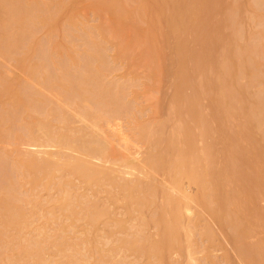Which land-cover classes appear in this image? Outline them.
Wrapping results in <instances>:
<instances>
[{
    "label": "rangeland",
    "instance_id": "obj_1",
    "mask_svg": "<svg viewBox=\"0 0 264 264\" xmlns=\"http://www.w3.org/2000/svg\"><path fill=\"white\" fill-rule=\"evenodd\" d=\"M35 4L0 50V264H264V0Z\"/></svg>",
    "mask_w": 264,
    "mask_h": 264
},
{
    "label": "bare ground",
    "instance_id": "obj_2",
    "mask_svg": "<svg viewBox=\"0 0 264 264\" xmlns=\"http://www.w3.org/2000/svg\"><path fill=\"white\" fill-rule=\"evenodd\" d=\"M9 1H10V0H9ZM16 3H17V2H16ZM30 3H36V4H37V3H38V0H30L29 3H25V4H27L29 7H28L27 5H26L27 7H26V6H22V4L20 5V8H21V9L23 8V11H27V13L25 14L27 17H29V15H31V13H30L31 10H32V14H33V11H34V10H33V6L30 7V6L32 5V4L30 5ZM19 4H20V3H19ZM36 4H35V5H36ZM21 6H22V7H21ZM24 7H25V8H24ZM37 7H38V6H37ZM20 8H19V9L17 8V9H18V10H21ZM27 8L30 9V11H29V10H26ZM31 8H32V9H31ZM10 11H11L10 8H8L6 5H4V2H0V31L2 30L1 35H0V36H1L0 50L3 48L2 46H3L4 44H6V43L9 41V39H8V40H6V39H7V35H8V34L10 35V33H8L9 31H7L5 28H7V26L11 25V23H14V22H18V23H19V27H17V29H15V32H14L16 36H17V34H18V33L16 34V32H17L16 30H18V29H19V30H22L23 35H24V32H26L27 30H29V29H26V28H27V27H26L27 24H26V23H24L25 25L23 24V22H26V20L24 21L23 17L25 18V15L23 14V17H22V13H25V12H21V11H20L21 14L19 13V14L17 15V17H16V14L14 13L15 10H14L13 12H12V11L10 12ZM29 13H30V14H29ZM28 14H29V15H28ZM18 17L20 18V20H18V19H19ZM27 17H26V18H27ZM26 18H25V19H26ZM21 19H22L23 21H22ZM20 23H22V24H20ZM25 29H26V30H25ZM22 32H21V33H22ZM11 33H12V32H11ZM9 35H8V36H9ZM18 36H19V38H21L22 35L19 34ZM22 37H23V36H22ZM14 38H15V36H13V39H12V40H14ZM15 40H17V39H15ZM8 43H9V42H8ZM10 43H13V41L11 42V40H10ZM2 44H3V45H2ZM3 49H4V48H3ZM3 49H2V50H3ZM2 52H3V51H1V53H2ZM239 59H240V58H239ZM253 60H254V59H253ZM249 62H250V61H249ZM241 68H242V67H241ZM239 69H240V68H239ZM240 71H241V70H240ZM244 72H245V71H244ZM94 77L96 78V74H95ZM75 79H77V78H75ZM75 79H74V82H75ZM82 79H83V78H82ZM72 80H73V79H72ZM69 81H70V80H69ZM85 81H86V80H84L83 82L85 83ZM91 81H92V80H91ZM94 81H95V80H94ZM94 81H93V82H94ZM83 82H80V83L83 84ZM68 83H69V82L67 81V84H68ZM78 84H79V83H78ZM82 84H80V85H82ZM69 85H70V84H69ZM83 85H85V84H83ZM83 85H82V86H83ZM261 85H262V84H261ZM59 86H60V85H59ZM74 86H75V85H74ZM78 86H79V85H78ZM261 87H262V86H261ZM67 88H68V87H67ZM70 88H71V87H70ZM80 88L83 90L82 92H85V94H86L87 92H89V93H91V94L94 92V94H95V92H96V90H94V88H93V90H91L92 88H89V87L86 88V87H84V86H83V87H80ZM85 88H86V89H89V90H86ZM258 88H259V87H258ZM263 88H264V87H263ZM104 89H105V88H104ZM69 90H70V89H69ZM202 90H203V89H202ZM108 91H109V90H108ZM263 91H264V90H263ZM79 92H80V91H79ZM102 92H103V91H102ZM89 93H88V94H89ZM100 93H101V92H100ZM103 93H104V92H103ZM105 93H106V92H105ZM105 93H104V94H105ZM230 93H231V92H230ZM260 93H261V92H260ZM260 93H259V94H260ZM106 94H107V93H106ZM108 94H109V92H108ZM74 95H75V94H74ZM14 96H15V95H14ZM84 96H85V95H84ZM86 96H87V95H86ZM96 96H97V95H96ZM96 96H95V97H96ZM98 96H99V94H98ZM104 96H105V95H104ZM108 96H109V95H108ZM110 96H112V95H110ZM117 96H119V95H117ZM259 96H260V95H259ZM261 96H262V95H261ZM100 97H101V96H100ZM18 98H19V97H18ZM18 98H17L16 100H17V102L19 103V102L22 101V99L19 100V99L22 98V97H20L19 99H18ZM92 98H93V96H92ZM98 98H99V97H98ZM101 98H102V97H101ZM110 98H111V99H114V97H113V98L110 97ZM118 98H119V97H118ZM99 99H100V98H99ZM103 99H104V98H103ZM116 100H117V99H116ZM260 100H261V99H260ZM260 100H259V101H260ZM256 101H257V100H256ZM15 102H16V101H15ZM96 102H98V101H96ZM21 103L23 104V101H22ZM255 104H256L255 107H256V109H257V105H258V107H259V104H261V101L258 102V103H257V102H256V103L253 102L252 105H255ZM262 104H263V103H262ZM237 105H238V104H237ZM15 106H16V105H15ZM25 107H26V106H25ZM260 107H263V105H260ZM252 108H253L252 110H254V106H253ZM25 109H26V108H25ZM258 109H259V110H258ZM258 109H257V110H254L255 112L252 113V114H254V118H253V117H252V118L255 119V121H256V122H255L256 125L259 126L260 128L262 127V129H263V123H264V122H263V121H264V120H263V119H264V118H263V117H264V108H258ZM261 109H262V110H261ZM91 110H92V109H91ZM260 110H261V111H260ZM256 111H257V112H256ZM262 111H263V112H262ZM251 112H253V111H251ZM262 113H263V114H262ZM90 114H91V113H90ZM94 114H95V113H94ZM96 114H97V113H96ZM252 114H251V116H252ZM249 115H250V114H249ZM91 116H92V115H91ZM93 116H95V115H93ZM88 117H89V116H88ZM103 117H104V116H103ZM93 118H95V117H93ZM97 118H98V116L96 117V119H97ZM97 120H98V119H97ZM100 121H101V117H100ZM35 122H37V121H35ZM94 122H96V121L94 120ZM98 122H99V121H98ZM40 124H41V123H40ZM40 124H39V125H40ZM43 125H44V124H43ZM37 126H38V125H37ZM44 126H45V125H44ZM184 131H185V133H187V129L184 128L182 132H184ZM182 132H181V133H182ZM44 133H45V132H44ZM47 134H48V133H47ZM43 135H44V134H43ZM44 136H45V135H44ZM92 137H93V136H92ZM34 139H36V138H34ZM49 139H50V138H49ZM65 141H66V140H65ZM80 143H81V142H80ZM104 143H105V141H104ZM82 144H84V145H81V146H79V147H82V150L85 151V150H86L85 143H82ZM89 144H90V142H89ZM102 144H103V143H102ZM76 146H77V145H76ZM83 146H84V147H83ZM86 146H88V147H87L88 149H87L86 151H88L89 155H96L95 152H97V155H98L99 150H101V152L103 151L102 149H99V148H98L99 150H97V148H95L94 146L91 147V145H88V144H86ZM99 146H100V145H99ZM106 146H107V145H106ZM79 147H75V148H78L77 150H79ZM96 147H97V146H96ZM72 148H73V147H72ZM83 148H84V149H83ZM73 149H74V148H73ZM80 149H81V148H80ZM79 151H80V150H79ZM84 151H83V152H84ZM83 152H82V153H83ZM101 152H99V154H101ZM104 152H105V151H104ZM94 153H95V154H94ZM105 153H106V152H105ZM45 154H46V153H45ZM86 154H87V153H86ZM181 154H182V153H181ZM46 155H47V154H46ZM46 155H44V156H46ZM50 155H51V154H50ZM161 155H162V154H161ZM178 155H180V153H179ZM51 156H52V155H51ZM55 156H56V154H55ZM67 156H68V155H66V157H67ZM180 156H182V155H180ZM180 156H179V158H180ZM45 158H47V159H45ZM45 158H44V162L41 164V166H38L37 168H39V171L44 172L45 175L47 174V175L49 176V174H51V170H50L51 163H53V162H51V161H55V160H50V157H48V155H47V157H45ZM68 158H69V157H68ZM68 158H66V159H68ZM71 158H72V157H71ZM71 158H70V159H71ZM74 158H76V157H73L71 160H70V159H68V160H69V161H72V160H74ZM30 159H31V158H30ZM30 159H26V161H27V160H30ZM51 159H55V158H51ZM163 159L166 160L165 158H163ZM163 159H162V160H163ZM31 160H32V162H34L33 159H31ZM154 160H157V159H154ZM65 161H66V160H65ZM69 161H68V162H69ZM75 161H76V162H75ZM77 161H78V159L76 158V159L74 160V162L76 163V164L74 165V166H75L74 169H76V167H77V169H76L77 171L79 170V172L84 173L83 171H86V170L83 169L84 166L82 167L81 165L78 164L80 160L78 161V163H77ZM158 161H159V159H158ZM181 161H182V160H181ZM32 162H30V165L33 164L32 167L37 165L36 161H35V163H32ZM41 162H42V161H41ZM155 162H156V161H155ZM155 162H153V163H155ZM65 163H66V162H65ZM71 163H72V162H71ZM180 163H182V162H180ZM69 164H70V163H69ZM77 164H78V165H77ZM156 164H157V163H155V165H156ZM28 165H29V164L27 163L26 166H28ZM67 165H68V164H67ZM71 165H73V164H71ZM178 165H179V164H178ZM178 165H177V166H178ZM184 165H185V164H184ZM79 166L82 167L81 169H83V171H82L81 169H78V168H80ZM177 166H176V167H177ZM30 167H31V166H30ZM52 168H53V167H52ZM59 169H61V168H59ZM74 169H72V170H74ZM36 170H37V169H36ZM76 170H74V172H75ZM30 171H31V170H30ZM186 171H187L186 174H187L188 178H189V176L191 177V175H193V173H194L193 170L191 171V169L189 170V171H191V172H190L191 175H190V173L188 172V169H187ZM29 173H30V172H29ZM85 173H88V172L86 171ZM188 173H189V174H188ZM32 174H33V172H32ZM78 174H79V173H78ZM184 174H185V173H184ZM37 175H38V174H37ZM42 175H43V174H42ZM80 175H81V177H83V176H82L83 174H80ZM84 175H85V174H84ZM194 176H196V174H194ZM45 177H46V176H45ZM88 177H89V176H88ZM193 179H195V178H193ZM65 193H66V192H65ZM64 195H65V194H64ZM65 196H66V195H65ZM170 197H173V196H170ZM169 199L171 200V198H169ZM172 200H173V203L175 204L176 201L174 202V199H173V198H172ZM175 200H176V199H175ZM62 201H63V200H62ZM56 202H57V201H56ZM63 202H64V201H63ZM169 202H170L171 204H173L172 201H169ZM177 202H179V201H177ZM60 203H61V202H59L58 204H60ZM170 203H168V204H170ZM171 204H170V205H171ZM174 204H173V205H174ZM178 204H179L178 207H180V203H178ZM62 205H63V204H62ZM65 206H66V204H65ZM65 206H64V207H65ZM67 206H68V205H67ZM174 206H175V207H174ZM174 206H173V207L176 208L177 204L174 205ZM186 207H187V206H186ZM53 208H54V207H53ZM181 208H182V206H181ZM181 208H180V209H181ZM178 209H179V208H177V211H178ZM180 209H179V212H180V214H181L182 211H180ZM187 209H188V208H187ZM174 211H176V210H174ZM177 211H176V212H177ZM179 212H178V213H179ZM178 213H176L175 215H179ZM179 216H180V215H179ZM176 220H178V219L176 218ZM174 221H175V219H174ZM95 222H96V221H95ZM175 222H176V221H175ZM175 222H174V223H175ZM175 224H176V223H175ZM71 225H72V224H71ZM94 225H95V224H94ZM40 226H41V225H40ZM16 228H17V227H16ZM70 228L72 229L71 226H70ZM59 229H60V228H59ZM63 230H64V229H63ZM63 230H62V231H63ZM59 231H61V230H59ZM64 231H65V230H64ZM66 231H67V230H66ZM165 231H166V230H165ZM61 233H62V232H61ZM63 233H64V232H63ZM161 233H162V232H161ZM184 233H186V232H184ZM176 234H177V233H176ZM176 234H175V235H176ZM161 235H163V234H161ZM49 237H50V236H49ZM60 237H62V236H60ZM163 237H164V236H163ZM163 237H162V239H163ZM175 238L177 239V236H176ZM37 239H38V238H37ZM46 239H47V238H46ZM59 239H61V238H59ZM62 239H63V238H62ZM185 239H186V238H185ZM177 240H178V239H177ZM177 240H176V241H177ZM34 241H35V240H34ZM34 241H33V242H34ZM43 241H44V240H43ZM61 241H62V240H61ZM164 241H166V240H163V242H164ZM64 242H66V240H65ZM158 242H159V240H158ZM31 243H32V242H31ZM34 243H35V242H34ZM56 243H57V242H56ZM81 243H82V242H81ZM164 243H165V242H164ZM177 243H178V242H177ZM42 244H43V243H42ZM46 244H47V240H46ZM66 244H67V243H66ZM32 245H33V244H32ZM52 245H55V244H52ZM60 245H61V244H60ZM164 245H165V244H164ZM56 246H57V245H56ZM63 246H64V245H63ZM66 246H67V245H66ZM72 246H73V245H72ZM161 246L164 247V246L161 245V243H160V248H161ZM32 247H33V246H32ZM44 248H45V247H44ZM68 248H69V247H68ZM40 249L42 250V248H40ZM40 249H37V248L34 249V250L32 249L33 251L30 253V255H28V257H29V256L33 257V260H34L35 264H43L44 261H45V260L43 259L44 257L42 258V253H41L42 251H41ZM73 249H74V248H73ZM87 249H88V248H87ZM161 249H162V251H161V254H162L164 248H161ZM161 249H158V247H157V250H161ZM61 250H63V248H62ZM157 250H156V252H157ZM58 251H60V249H58ZM79 251H80V250H79ZM60 252H61V251H60ZM62 252H64V250H63ZM62 252H61V254H62ZM73 253H74V252H73ZM80 253H81V252H80ZM80 253H79V254H80ZM157 253L160 254L159 251H158ZM161 254H160V255H161ZM59 255H60V253H59ZM65 255L67 256V258L70 257V255H67V254H65ZM76 255H77V254H75V256H76ZM83 255H84V254H83ZM83 255H82V256H83ZM60 256H62V255H60ZM68 256H69V257H68ZM71 256H72V255H71ZM73 256H74V255H73ZM161 256H163V255H161ZM54 257H56V256H54ZM62 257H63V256H62ZM64 257H65V256H64ZM65 258H66V257H65ZM73 258H74V257H73ZM30 259H31V258H30ZM69 259H72V257L69 258ZM79 259H80V258H79ZM31 260H32V259H31ZM47 260H48V259H47ZM63 260H64V258H63ZM72 260H73V259H72ZM72 260H71V261H72ZM76 260H77V259H76ZM81 260H82V259H81ZM84 260H85V259H84ZM2 261H3V260H2ZM41 261H42V262H41ZM52 261H55V262L57 261V263H58V260H53V258H52ZM52 261H51V262H52ZM65 261H66V259H65ZM69 261H70V260L67 261L68 264H70V263L73 264V263L75 262V261L73 260L72 262L70 261V263H69ZM29 262H30V261H27L26 264H29ZM45 262H46V263H44V264H50V263H51V262H48V261H45ZM59 262H60V261H59ZM67 262H66V263H67ZM57 263H55V264H57ZM63 263H65V262L58 263V264H63ZM52 264H53V262H52ZM74 264H77V263H74Z\"/></svg>",
    "mask_w": 264,
    "mask_h": 264
}]
</instances>
